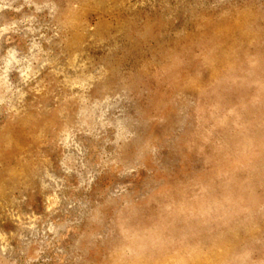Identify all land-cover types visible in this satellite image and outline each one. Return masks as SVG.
<instances>
[{"label": "rangeland", "instance_id": "1", "mask_svg": "<svg viewBox=\"0 0 264 264\" xmlns=\"http://www.w3.org/2000/svg\"><path fill=\"white\" fill-rule=\"evenodd\" d=\"M0 264H264V0H0Z\"/></svg>", "mask_w": 264, "mask_h": 264}]
</instances>
